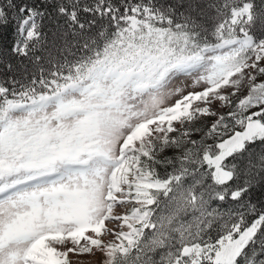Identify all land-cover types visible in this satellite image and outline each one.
Segmentation results:
<instances>
[{"label":"snow or ice","instance_id":"6c2138e0","mask_svg":"<svg viewBox=\"0 0 264 264\" xmlns=\"http://www.w3.org/2000/svg\"><path fill=\"white\" fill-rule=\"evenodd\" d=\"M0 264H264V0H0Z\"/></svg>","mask_w":264,"mask_h":264}]
</instances>
